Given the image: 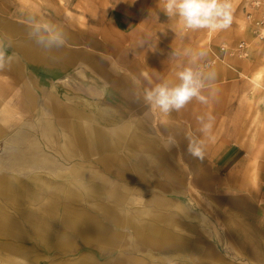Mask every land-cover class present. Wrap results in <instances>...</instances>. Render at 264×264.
<instances>
[{"label":"rangeland","instance_id":"1","mask_svg":"<svg viewBox=\"0 0 264 264\" xmlns=\"http://www.w3.org/2000/svg\"><path fill=\"white\" fill-rule=\"evenodd\" d=\"M230 3L231 26L213 32L182 30L177 17L163 12L164 0H0V46L15 64L0 71V213L22 230L4 233L0 264H251L218 239V228L224 231L215 222L212 231L202 225L193 249L186 241L146 243L108 215L136 213L146 220L172 218L165 215L174 211L177 219L182 208H199L200 185L211 183L204 175L232 170L218 163L230 145L264 164V125L261 118L255 122L256 113L264 116V0ZM38 24L52 25L64 40L59 49L75 54L71 65L62 62L60 78L41 80L40 87L25 77L18 51L36 40ZM186 68L201 73L206 104L193 98L165 114L144 101L146 90L178 85ZM103 109L146 131L166 167H146L149 151L118 150L141 166L140 174L122 176L99 152L66 151L65 123L74 111L106 133L112 127L94 118ZM208 114L214 122L205 135L197 117L207 122ZM189 136L203 143V159L188 154ZM107 235L115 238L107 242Z\"/></svg>","mask_w":264,"mask_h":264},{"label":"crops","instance_id":"2","mask_svg":"<svg viewBox=\"0 0 264 264\" xmlns=\"http://www.w3.org/2000/svg\"><path fill=\"white\" fill-rule=\"evenodd\" d=\"M31 40V42L28 41L26 43V46L22 45L20 50L18 49L19 57H24L27 63L25 65L26 71H24L25 77L29 82L32 81V84L36 85L37 83L38 87H40L41 80L46 83L53 76L60 78L63 70L61 68H64V63L62 62L68 60V63L71 65L75 54L65 53L59 48L55 51V47H48L46 49L48 53H43L36 43V40ZM42 57L44 58L41 59ZM69 64H65V66ZM14 66L15 64L12 61L11 67L13 68ZM41 67L45 69H41ZM16 68L20 72L19 65ZM42 73L44 74L42 75ZM25 95L27 97L32 96L29 90L28 92L26 91ZM51 96L54 97V94L52 93ZM97 103L96 107H99L100 104L99 102ZM62 109L60 107L58 111L59 115L62 113ZM55 111L58 114L57 109ZM64 111L68 112L66 109ZM76 112L74 111V116L71 118L73 120L67 124L65 123L68 132L66 134V140H70L69 142L66 141V151L69 148L70 152L76 149V151H79L84 156L90 152H99L101 153L100 161L110 166L114 173L122 176L140 174L141 166L138 164L137 159L129 161L123 158L118 150L124 153L130 150L149 151L150 154L146 167H166L162 151L153 145V139L146 136L145 129V132H143L136 122L131 121L128 124L122 121L111 109L110 111L103 109L94 118L95 121L102 123L106 127H112V129L104 133L94 124L86 125L82 122V119L86 116L81 115L80 112ZM89 118L91 119V117ZM258 118H261V123L264 125V116L260 112L256 113L255 116V122L257 124L260 122L257 120ZM70 146L74 148L71 149ZM106 151L108 153H105ZM224 153H226L225 158L218 161L220 168L232 170L227 173L220 169L221 172L219 171L220 173L218 174H214V172L209 170L204 175L210 178L208 181L210 180L211 183L200 185L204 190H200L202 194L199 195V198L197 197L200 200L199 208H194L192 211L190 209L187 211V208H182L180 210L182 214H176L178 216L177 219L174 217L175 212L173 211L165 215L172 216V218H161L155 215L151 219L146 220L138 219L136 213L119 217L112 210L111 214L108 213V215L113 216L112 223L130 227L135 236L146 243L163 245L167 242L178 240L180 242H188L185 246L195 249L201 243L200 231L202 225L206 227L204 230L210 229L212 231L211 225L215 222L218 226H223L222 229L224 231L221 234V230L218 228L216 236L219 240H223L226 244H229L235 254L246 259L248 263L264 264L263 161L261 162L250 157L248 151H245L243 146L240 145H235L234 147L230 145L224 150ZM91 174L97 175L96 172ZM88 175L89 173L86 172V177ZM91 184H93L92 190H95V194L100 195V187L95 183ZM197 198L195 197L194 199ZM186 216H188L187 219L192 220L187 221ZM8 219L10 220L11 218L8 217L7 212L0 213V254L2 251L5 252V245L3 244L8 245L2 239L4 238V233L22 231L18 228L14 218L11 219V222ZM165 221H168V223H164ZM162 223L164 224L162 225ZM34 228L32 231L38 230ZM185 232H188V235ZM116 241L114 240L113 243ZM203 256L211 259L213 255L203 253Z\"/></svg>","mask_w":264,"mask_h":264},{"label":"clouds","instance_id":"3","mask_svg":"<svg viewBox=\"0 0 264 264\" xmlns=\"http://www.w3.org/2000/svg\"><path fill=\"white\" fill-rule=\"evenodd\" d=\"M163 12L169 17H177L182 30L207 29L209 31H219L228 29L233 22V9L230 0H164ZM49 33L47 37L38 35L41 31ZM34 32L37 34L36 43L45 48L63 47L62 35L55 32L52 25H35ZM199 56L205 55L203 51ZM12 57L0 46V71L10 68ZM201 73L194 72L191 68H186L179 73L180 83L170 87L167 84L157 85L151 90L143 93L146 103L158 108L167 114L172 110L179 111L184 108L193 98L201 103H207V97L201 95V89L205 87ZM211 79L215 78V73H211ZM140 95H135V100H139ZM201 123L200 131L209 135L213 128L214 116L208 114L207 122L204 117H197ZM187 152L193 158H204V145L199 140L187 137Z\"/></svg>","mask_w":264,"mask_h":264},{"label":"bare ground","instance_id":"4","mask_svg":"<svg viewBox=\"0 0 264 264\" xmlns=\"http://www.w3.org/2000/svg\"><path fill=\"white\" fill-rule=\"evenodd\" d=\"M30 97V96H29ZM64 123V122H63ZM129 124V123H128ZM66 127V126H65ZM119 130H121V129H119ZM126 130V129H125ZM68 133V132H67ZM70 133V132H69ZM72 135V134H71ZM86 136V135H85ZM107 136V135H106ZM70 137H72V136H70ZM105 137V136H104ZM132 138V137H131ZM67 139V138H66ZM71 139V138H70ZM72 140V139H71ZM93 140V139H92ZM67 141V140H66ZM65 141V142H66ZM70 141V140H69ZM69 141H67V142H69ZM106 141H107V139H106ZM114 141V140H113ZM116 142V141H115ZM72 143V142H71ZM91 143V142H90ZM73 144V143H72ZM95 144V143H94ZM106 144V143H105ZM114 144V143H113ZM116 144H118V143H116ZM67 145H68V143H67ZM108 145H109V142H108ZM74 146H75V143H74ZM126 146V145H125ZM90 147V146H89ZM95 147V146H94ZM77 148V147H76ZM117 149H119V148H117ZM70 151V150H69ZM72 151V150H71ZM75 151H76V149H75ZM59 174H61L62 175V173H59ZM67 174V173H66ZM4 175V174H3ZM36 178V177H35ZM34 179V178H33ZM8 182V181H7ZM21 188V187H20ZM30 188V187H29ZM44 192V191H43ZM5 195V194H4ZM36 197V196H35ZM55 204V203H54ZM2 209H0V211H1ZM5 212V211H4ZM2 217V216H1ZM4 218V217H3ZM6 218V217H5ZM66 218V217H65ZM73 218V217H72ZM12 219V218H11ZM77 219V218H76ZM94 219V218H93ZM9 220V219H8ZM9 222H11L10 220H9ZM18 222V221H17ZM16 223V222H15ZM162 225H163V223H162ZM160 227V226H159ZM97 230H98V228H97ZM101 231H102V229H101ZM112 231V230H111ZM113 237H114V235H107V242H109V241H111L112 239H113ZM115 238V237H114ZM66 244V243H65ZM67 245V244H66Z\"/></svg>","mask_w":264,"mask_h":264}]
</instances>
